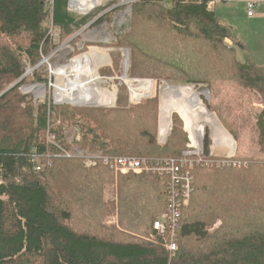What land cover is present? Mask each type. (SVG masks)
<instances>
[{"label":"trees","instance_id":"obj_1","mask_svg":"<svg viewBox=\"0 0 264 264\" xmlns=\"http://www.w3.org/2000/svg\"><path fill=\"white\" fill-rule=\"evenodd\" d=\"M212 2L176 0L165 8L160 2L135 0L132 34L116 41L118 48L130 50L129 79L160 73V79L206 85L210 91L218 83H236L264 105V69L236 60L227 44L230 30L218 20ZM89 18L78 22L65 0H0V95L5 92L0 97V264H264V160L236 156L248 166L193 171L194 191L182 212L176 252L162 245L170 233L150 240L156 217L167 207L166 175L121 174L102 164L88 169L81 159L55 157L51 167L35 171L33 148L59 153L48 143L49 129L70 151L64 132L77 126L82 134L78 147L107 157L179 158L186 148L176 115L167 144L158 145V99L139 105L146 99L130 101L128 89L119 90L117 103L138 105L91 110L57 107L49 100L38 106L26 102L22 86L50 82L37 70L32 77L26 73L28 65L35 68L57 48L51 38L54 28L65 42ZM100 55L110 58L109 53ZM89 67L95 76H103L90 61ZM149 80L136 84L154 87ZM131 94L144 98L156 92ZM217 118L237 141L235 131ZM255 118L264 154V108ZM204 145L209 157L210 141ZM116 178L118 226H107L115 204L106 203L104 191ZM218 221L221 226L210 231Z\"/></svg>","mask_w":264,"mask_h":264},{"label":"rangeland","instance_id":"obj_2","mask_svg":"<svg viewBox=\"0 0 264 264\" xmlns=\"http://www.w3.org/2000/svg\"><path fill=\"white\" fill-rule=\"evenodd\" d=\"M65 1L67 2V11L78 22L83 18H91H89L86 25L73 28L75 33L65 42H61V31L58 28H54L53 26L54 33L53 37L51 38L54 40V44L57 46V48L54 49L48 56H44L42 62L35 68L28 65L26 73V76L32 77L33 72L37 70L43 79H48L50 82L47 85L35 82L34 84L22 86L20 91L24 96L27 97L26 102L38 106L39 104H43L45 101L49 100L57 107L71 106L75 108H85L92 110L115 109L118 106L129 107L138 104H145L147 101L152 99H158L160 132V108L164 97L163 85H191L195 87L196 91L199 93H202L203 91L208 93V95H201L200 97L202 98V101H204L203 103L205 108L210 113H214L216 116L219 115L225 126L235 131L237 135V141L235 140L236 156L243 161H248V159L264 160V154L261 152L259 143V132L255 118L256 114L262 112L264 105L255 93L239 87L236 83H218L214 90L210 91L206 85L196 87L192 84H186L183 81H168L165 79H160V73L152 72L149 73V75L152 77L123 79V76L125 75L124 60L126 58V51L129 53V60L131 62L130 50L118 48L119 46L117 45L116 41L118 36L132 34V6L135 0H104L102 5L93 10L88 15H82L70 11L69 2L68 0ZM211 8L214 10L218 20L230 30L231 39L227 41V44L234 49L236 60L241 63L250 62L264 69V15L263 17L261 16V19H258L257 17L259 14L264 13V5L262 4L261 7L257 8L255 11L257 16L251 18L247 16V7L244 3H242V0H213ZM105 15L107 16V19H105ZM49 26L52 28V23H49ZM141 30H143L142 27H140L139 31ZM144 31L147 32L148 30L146 29ZM143 34H145V32H143ZM18 44L20 46L26 45L23 42H19ZM91 47L94 48L89 51ZM102 53H109L111 59L109 57H102L100 55ZM82 56L85 57L88 66L90 61L96 70L104 76H102V78L107 81V84L104 86L109 88L114 93L115 101L111 106L80 107L61 103L56 105L57 101L55 98L54 87L57 79H62L63 76H56L55 70L58 67L66 66L73 59ZM102 67L105 68L102 69ZM46 73H48V76ZM137 79H152L149 81L155 82V85L154 87L151 85L147 87H138L136 84ZM20 81L16 83L19 84ZM31 86H45V97L42 99H37L34 93L27 92V88ZM115 86H117L119 89L115 88ZM127 89L130 101L134 100V98L131 96V90L156 92V95L150 97L146 96L144 98H135L146 99L145 101L138 104L130 103L128 100H121L117 103L116 100L118 99L119 90L124 91ZM23 107H25V105H23ZM174 115L178 116L180 119L178 125L179 132L184 134L187 138V143L185 146L186 148L190 144L188 137L189 133L197 131V128L202 126V131L204 133L202 134L201 143L205 148L204 143L206 140H209L210 151L214 155L213 157L209 156L207 158H212L213 161L216 162L214 166L218 168L231 167L228 164L230 161L226 157V154L228 153L227 149L217 148V151L212 150L214 145L212 129L209 126L202 125V118L198 112L194 113L195 124H191V126L188 128L186 126V122L182 119L179 113L173 111V116ZM197 121L198 125L195 127ZM74 129L79 128L75 126L72 129L70 128L65 130L68 132L66 135L68 140L72 137L70 131ZM159 132L157 143L159 146L163 147L167 144L168 140L165 143H161L159 140ZM117 180L118 178H116L114 183L108 184L104 191L106 203L110 205L115 204L114 213L108 216L104 222V225L107 226H118ZM221 224V221H218L214 227L210 229V231L218 229Z\"/></svg>","mask_w":264,"mask_h":264},{"label":"built area","instance_id":"obj_3","mask_svg":"<svg viewBox=\"0 0 264 264\" xmlns=\"http://www.w3.org/2000/svg\"><path fill=\"white\" fill-rule=\"evenodd\" d=\"M150 1L160 2V4H162L165 8H170L173 2L176 0ZM262 4H264V0H248L246 4L247 16L249 18L255 17L256 9L259 8ZM194 91L197 92L196 90ZM57 125L59 126L60 122H58ZM70 132L72 134V137L69 140L66 137L68 132H64L65 141L72 147V149L68 151L59 145L56 133H54L50 129L48 130V143L55 146L59 150V153L53 156L49 153H40L38 151V148H33V151L30 154V159L35 171L39 173L42 172L46 167H51L52 158L55 157L81 159L83 160L85 167L88 169L97 167L99 164H102L103 166L110 168L112 171L121 174H128L130 172H133L135 174H142L143 172H166L169 176L167 185V207L166 211L157 217V220L154 224V232L156 234L151 235L150 240L152 242H157L158 237L164 238L165 235H168L170 233V237L165 239L162 245L170 252H176L178 248L177 230L182 218V212L184 209H187L189 207L194 191L193 184L195 182V176L193 174V171L196 168H209L213 167L216 164V162H214L212 158H207V156L205 155L204 147L201 143L202 136L198 138L197 131L190 132L188 135L190 144L187 146L186 150L182 152V156L179 158L149 160L147 158L136 157H107L103 155L102 152L92 153L81 150L77 145L82 138L80 129H74ZM194 137L196 138V140H198V143L194 142ZM160 142L165 143L166 141L162 142L160 140ZM216 149L217 148L212 147V150L217 151ZM225 149H227L228 151L226 157L230 161L228 162L229 166H248L246 162L236 160V153H231L228 148ZM210 156H214L212 152Z\"/></svg>","mask_w":264,"mask_h":264},{"label":"bare ground","instance_id":"obj_4","mask_svg":"<svg viewBox=\"0 0 264 264\" xmlns=\"http://www.w3.org/2000/svg\"><path fill=\"white\" fill-rule=\"evenodd\" d=\"M68 2L70 11L82 15H88L102 5L104 0H68ZM128 58L129 55L126 52V58L124 60V79H129L128 71L130 68V62ZM55 71L56 76H63L62 79H57L54 87L55 98L58 103L71 104L74 106L98 107H108L114 103V93L109 88L104 86L107 84V81L104 78L95 76L94 73H92V70L87 65L84 56L73 59L66 66L58 67ZM44 87L31 86L27 88L26 91L34 93L37 99H42L45 97ZM163 90L164 97L161 102L159 132V137L162 142L167 141L172 131L173 111L181 115L182 119L186 122L187 128L190 127L191 124H195L194 113L198 112L202 118V125L209 126L212 129V138L214 141L213 147L228 148L231 153H235V140L223 128L217 116L214 113H210L205 108V105L203 104L204 101L202 102V98H200L201 94L208 95L207 92H195V87L191 85L174 86L170 84H164ZM197 125L198 121L195 127ZM203 133L202 126L198 127V138H200ZM193 139L195 143H198V140H196L195 137ZM153 174L166 175L169 181V176L166 172H156Z\"/></svg>","mask_w":264,"mask_h":264},{"label":"crops","instance_id":"obj_5","mask_svg":"<svg viewBox=\"0 0 264 264\" xmlns=\"http://www.w3.org/2000/svg\"><path fill=\"white\" fill-rule=\"evenodd\" d=\"M247 1L248 0H242V3H244L245 5L247 4ZM264 5V4H263ZM261 7V6H260ZM263 15H264V13H261V14H259L258 16L255 14V16H257L258 17V19H261V16L263 17ZM253 20V19H252ZM230 45H231V43H230ZM239 132V131H238Z\"/></svg>","mask_w":264,"mask_h":264},{"label":"water","instance_id":"obj_6","mask_svg":"<svg viewBox=\"0 0 264 264\" xmlns=\"http://www.w3.org/2000/svg\"><path fill=\"white\" fill-rule=\"evenodd\" d=\"M126 52H127V51H126ZM127 54L129 55L128 52H127ZM128 59H129V58H128ZM129 62H130V60H129ZM136 81H139V80H136ZM16 84H17V83H16ZM16 84H14L12 87H14ZM12 87H11V88H12ZM7 91H9V90H7ZM4 93H5V92H4ZM4 93H3V94H4ZM3 94H1L0 97H1ZM55 103H56V101H55ZM57 104H59V103L57 102L56 105H57ZM73 106H74V105H73ZM80 107H81V106H80ZM96 107H98V106H96ZM160 110H161V108H160Z\"/></svg>","mask_w":264,"mask_h":264}]
</instances>
